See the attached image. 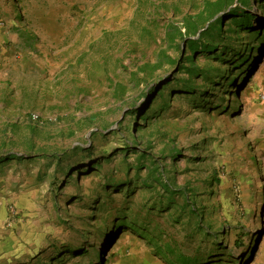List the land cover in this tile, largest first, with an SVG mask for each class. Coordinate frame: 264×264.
<instances>
[{"label": "rangeland", "instance_id": "374dc122", "mask_svg": "<svg viewBox=\"0 0 264 264\" xmlns=\"http://www.w3.org/2000/svg\"><path fill=\"white\" fill-rule=\"evenodd\" d=\"M261 128L264 0H0V264H264Z\"/></svg>", "mask_w": 264, "mask_h": 264}, {"label": "trees", "instance_id": "16d2710c", "mask_svg": "<svg viewBox=\"0 0 264 264\" xmlns=\"http://www.w3.org/2000/svg\"><path fill=\"white\" fill-rule=\"evenodd\" d=\"M244 3H245V1H243ZM244 13V11L243 10H240L239 9V11H237V13L236 14H239V15H237L238 17H241L242 15H240V14H243ZM249 21L251 20V18H249L248 19ZM221 32L218 34V36H221ZM217 36V37H218ZM210 49L208 50V51H211V50H213L214 48L213 47H209ZM190 88H192V87H189V89ZM190 90H192V91H194V89L192 88V89H190ZM147 129H144V131H146ZM137 142V141H136ZM142 146V145H141ZM142 148H144V147H142ZM145 149V148H144ZM146 150V149H145ZM145 152V151H144ZM183 152L181 151V150H179V151H176V152H174V153H170L168 156H169V158H171V159H173V160H176V159H179V157H181L183 154H182ZM151 154V153H150ZM152 155V154H151ZM146 156V155H145ZM14 157H11L9 160H12ZM152 158V157H151ZM152 159H154V158H152ZM171 170V169H170ZM170 170H168L167 168H165V175H167L168 177L166 178V182H164V188H165V190L167 191V193L168 194H170V192H172V193H175V195H177V193L179 194V193H181V191H182V188L183 189H185V187H182V188H176L175 189V187H176V184L173 182V180L172 179H174V178H178V175H179V173H178V166L176 165L174 168H172V170L173 171H170ZM172 172V173H171ZM170 174L172 175V177H170ZM214 185H216V184H219V182H220V180L217 178H214ZM172 182V183H171ZM189 183V182H188ZM175 186V187H174ZM193 191V187H191V188H189V192H192ZM175 195H173V196H175ZM179 259V262L180 263H182V264H189L190 262H192V260H190V259H188L187 257H185V256H181V257H179L178 258Z\"/></svg>", "mask_w": 264, "mask_h": 264}, {"label": "crops", "instance_id": "0c3cea01", "mask_svg": "<svg viewBox=\"0 0 264 264\" xmlns=\"http://www.w3.org/2000/svg\"><path fill=\"white\" fill-rule=\"evenodd\" d=\"M260 134L263 132L262 136L258 139V145L261 148V155L263 160V167H264V128L259 129Z\"/></svg>", "mask_w": 264, "mask_h": 264}, {"label": "built area", "instance_id": "2783aa9c", "mask_svg": "<svg viewBox=\"0 0 264 264\" xmlns=\"http://www.w3.org/2000/svg\"><path fill=\"white\" fill-rule=\"evenodd\" d=\"M31 121H32L33 123H38V122L40 121L39 116H38V115H34V114H32V115H31Z\"/></svg>", "mask_w": 264, "mask_h": 264}]
</instances>
